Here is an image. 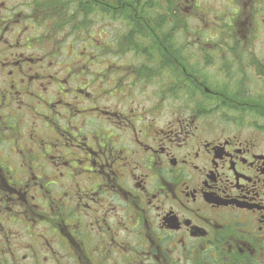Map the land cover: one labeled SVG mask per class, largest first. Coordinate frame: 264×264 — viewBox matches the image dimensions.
I'll return each instance as SVG.
<instances>
[{
    "label": "flooded vegetation",
    "instance_id": "1",
    "mask_svg": "<svg viewBox=\"0 0 264 264\" xmlns=\"http://www.w3.org/2000/svg\"><path fill=\"white\" fill-rule=\"evenodd\" d=\"M222 4L0 0V264H264V0Z\"/></svg>",
    "mask_w": 264,
    "mask_h": 264
},
{
    "label": "rangeland",
    "instance_id": "2",
    "mask_svg": "<svg viewBox=\"0 0 264 264\" xmlns=\"http://www.w3.org/2000/svg\"><path fill=\"white\" fill-rule=\"evenodd\" d=\"M200 2L202 5V7H201L202 10L203 9L207 10V11L210 10V12H207V14L204 15V17H208L206 19L208 21H211L210 19H212L213 16L216 15L218 12H221L222 8H224V6L222 4V0H200ZM156 4H158V3L156 2ZM164 6H165V4H164ZM205 7H208L209 9H207ZM163 8L161 5L160 6L155 5L156 10H162ZM221 20H222V18H221ZM188 22L193 27H195V26H202L203 27V25H204V22L201 20H200V22H196L193 19H188ZM226 23H227V21L224 19L221 22V25H224ZM252 26L254 27V25H252ZM221 27H223V26H221ZM226 29H228V26H226ZM258 35H259V37L255 40L253 37L252 42H253L254 50L256 48L257 51L261 52L262 50H264V44H263L264 43V22L261 23V28H258ZM238 36H239V38L241 37L240 35H238ZM233 37L236 38L235 35ZM203 38H205L204 33H203ZM215 41H218V40H215ZM215 41H213V42H215ZM235 41L234 42L230 41V43H235ZM189 43H191V42H189ZM227 48H229V46H227ZM70 51H72V50H70ZM81 51L83 52V54L85 53L86 55L90 51L91 54L93 55V57H95V58H99L102 56V54L100 53L101 51H99V49L97 47H92V48L87 47V49L85 48L83 50H74L75 53L76 52L80 53ZM226 52L228 53V51H226ZM189 53H191L190 47H188L187 52L185 51L186 57H190ZM221 54H222L221 51H219L218 56H221ZM110 56L112 57L114 55H110ZM203 56L206 57L208 55L205 53V55H203ZM258 56H261V55H258ZM230 57H233V55H230ZM186 68L188 71L187 65H186ZM193 68H195V66ZM252 70H253V67H252ZM252 70L249 72V74H252L251 75L252 80H254L256 78V75L253 74ZM198 71L201 73L204 72V75L206 76V77H199V78H204L202 80H199V81H201L203 86H207L208 88H212L213 90H216V91L224 90L226 92L234 93L233 90H231L232 88H229V86L231 87L232 85H231V83H229L227 81V77L224 75V73L218 74L216 76L217 73L212 69V67L206 66V65L202 68V70L198 69ZM195 77H197V76H195ZM236 78L239 79V76H236ZM241 79L244 81L247 78L245 76H242ZM261 79H263V78H261ZM253 86H254V83H252L251 80L249 81V83L247 85V87L249 88L248 90L246 89L244 84L239 86V87L236 86V88H235L236 91L234 94V95H236V97H238V98L235 97L236 103L241 104L244 102L247 104V101H249V100H251L253 102H261V99L258 96L259 89L255 88V86L254 87ZM227 87L230 90H228ZM201 94H202L201 98L203 99V101L205 100V102H208V105H210V106H213V105L225 106L224 104L228 103L227 98H222V97L216 96L211 101L209 99V97H207V94L204 91H202ZM225 117L227 120L230 119V121H233V122L253 123L250 130H253L256 126L260 127V125H264V117H261L260 114H257L256 111H253V110L245 111V112H238L237 110L236 111H230V112H226ZM245 128H247V127H245ZM262 129L263 130H256V131L258 132V134L260 136L264 137V128H262Z\"/></svg>",
    "mask_w": 264,
    "mask_h": 264
},
{
    "label": "trees",
    "instance_id": "3",
    "mask_svg": "<svg viewBox=\"0 0 264 264\" xmlns=\"http://www.w3.org/2000/svg\"><path fill=\"white\" fill-rule=\"evenodd\" d=\"M243 105H248V107H250V108H252V109H259V110H261L260 108H261V102H253V101H251V100H249V101H247V104L246 103H242Z\"/></svg>",
    "mask_w": 264,
    "mask_h": 264
}]
</instances>
